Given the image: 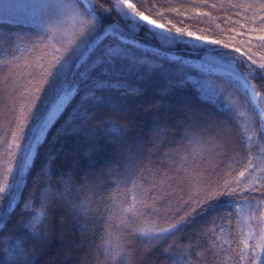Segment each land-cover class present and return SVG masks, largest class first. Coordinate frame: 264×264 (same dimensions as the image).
Here are the masks:
<instances>
[{
    "label": "trees",
    "instance_id": "trees-1",
    "mask_svg": "<svg viewBox=\"0 0 264 264\" xmlns=\"http://www.w3.org/2000/svg\"><path fill=\"white\" fill-rule=\"evenodd\" d=\"M68 2L74 10L49 7ZM128 2L169 28L156 30L167 41L145 22L132 32L120 0H0V20L11 21L0 23V264H264L259 113L235 82L162 55L224 65L240 46L257 69L264 0ZM236 70L264 113V70ZM72 90L23 173L41 122Z\"/></svg>",
    "mask_w": 264,
    "mask_h": 264
},
{
    "label": "snow or ice",
    "instance_id": "snow-or-ice-1",
    "mask_svg": "<svg viewBox=\"0 0 264 264\" xmlns=\"http://www.w3.org/2000/svg\"><path fill=\"white\" fill-rule=\"evenodd\" d=\"M120 3L126 9V11L124 12V16L131 22V25H132L131 31L132 32H135L139 27L142 26L141 22H146V25L149 26V29H150L149 35L150 36L160 35L159 33L156 32L157 29H160L162 32H169V28L164 27L163 24L155 22L154 20L150 19L149 16L145 15L143 12L138 11L136 4L128 2V0H120ZM49 7L71 8L73 10L75 9V6L70 2L58 3L55 5H49ZM91 11L94 12L95 7H93ZM89 14H90L89 10H86V9L83 10V12H82V15H84V16H88ZM94 19H95V17H94ZM5 22L11 23V21L0 20V23H5ZM83 23L87 24L88 21L84 20ZM97 24H99V20H96V23H94L93 25L90 26V30H91V28H95ZM176 33L178 35H184V33H182L179 28L176 29ZM112 35L115 38L116 36H119L121 34L117 31V32L113 33ZM187 36L194 38L195 41H197V42H202V43H205L207 45H219V46L223 47L224 49L229 48V45L227 43H224L221 45V42L219 40L208 39L207 37H202L200 35H196L191 31H189L187 33ZM160 39L162 41H167V37L162 36V35H160ZM257 39L259 41L264 42V35L258 36ZM124 43L132 45L134 47L137 46L136 41L134 39L125 40ZM262 46H264V45H262ZM120 51L121 50L119 48H114L112 50L114 56L119 55ZM151 53L155 56L160 55V53L158 51H156L155 49H152ZM242 57L244 58L243 61H241ZM224 58L228 61V63H226L222 66L224 71H225V74L228 75L232 80L239 83L241 85V87H243L245 89H247L249 87V81L247 79V76H242L241 73L236 70L237 68L240 67L241 63H243L245 65V67L247 68L248 76H253L254 72L257 69L264 70V63L258 64L257 69L251 68L249 65V62L251 65H256L257 64L256 60L253 59L250 55L245 56V52L241 50L240 46H236V47L232 48L230 50V52ZM93 71H94V69L92 68L91 65H88L87 68H83V66H82V71L80 73H78V75L80 76L81 82L84 83L87 79H91ZM96 86L97 87H103V84L99 83ZM117 88L125 95L134 94V90H129L128 88H126V86L123 83L118 84ZM69 95H70V93H66L64 96H61L59 98L58 102L55 104V107L52 109L51 112H49L47 119L41 122L39 134L37 136V140L39 139L40 135H43L45 133V131L50 126V124L56 118L57 114L64 107V105L67 102ZM241 175H243V173H241ZM4 190H5L4 188H0V192H2Z\"/></svg>",
    "mask_w": 264,
    "mask_h": 264
},
{
    "label": "rangeland",
    "instance_id": "rangeland-1",
    "mask_svg": "<svg viewBox=\"0 0 264 264\" xmlns=\"http://www.w3.org/2000/svg\"><path fill=\"white\" fill-rule=\"evenodd\" d=\"M21 3H26V2H35V1H39V2H42V1H45V0H17ZM121 5V8L122 10L125 12L126 9L124 8V6L120 3ZM146 23V22H145ZM117 31H114V30H110L107 32L106 35H109V36H112L114 37L112 34L115 33ZM121 35L119 36H116L115 38H118L119 40L121 41H125V40H130V39H134L136 41V45L140 48H143L144 50H147V51H151L152 47L150 46H147V45H143L141 44L135 37V35L133 34V36H126L125 34L119 32ZM104 35V37L106 36ZM156 50V49H155ZM158 52H160V50H156ZM162 52V51H161ZM162 55L168 57L169 59L171 60H175V61H180L181 64L183 65H186V66H191L195 69H197L198 71H200L202 74L204 75H207V76H217L221 79H225V80H230L232 82H235L238 87L241 89V91L249 98V100L255 105L258 113H259V117H260V120L262 121V131H263V134H264V113L262 111V109L260 108L259 106V103L252 91V89L250 88V86L245 89L243 87H241V85L239 83H237L236 81L232 80L228 75L225 74V71L223 69V63L220 62L219 60H216V59H213V58H210V57H204L202 60L200 59H197L196 56H182L176 52H168V53H163ZM248 89L252 92L253 96H254V99L250 96V94L248 93ZM66 93H70V95L68 96V99H67V102L66 104L64 105V107L61 109V111L57 114L56 118L53 120V122L50 124V126L48 127V129L45 131V133L43 135H40L39 136V139L37 140V136L39 134V129H40V126L39 128L37 129V132H36V135H35V138H34V141L32 142L30 148L28 149V152H27V155H26V159H25V163H24V168H23V173H25L27 171V169L31 166V163H32V160H33V157H34V154H35V151H36V148L37 146L44 140L48 130L51 128V126L55 123V121L61 116V114L64 112V110L66 109V107L69 105V103L71 102V100L74 98L75 94H76V91L75 90H72V91H68V92H65L63 93L61 96H64ZM60 96V97H61ZM59 97V98H60ZM59 98L57 99V101L52 105V107L50 108L49 112L52 111V109L55 107V104L58 102ZM48 112V114H49ZM48 114L46 115L45 119H47V116ZM43 120V121H44ZM53 158V157H52ZM51 158V159H52ZM50 164L48 162V164L46 165V167L44 168L45 170H47L49 168ZM194 174V173H193ZM193 176V175H192ZM191 178V177H190ZM196 176L195 178H193L194 181H196ZM194 185V188H193V194H196V184L193 183ZM15 202L12 204L14 205Z\"/></svg>",
    "mask_w": 264,
    "mask_h": 264
},
{
    "label": "bare ground",
    "instance_id": "bare-ground-1",
    "mask_svg": "<svg viewBox=\"0 0 264 264\" xmlns=\"http://www.w3.org/2000/svg\"><path fill=\"white\" fill-rule=\"evenodd\" d=\"M248 93L250 94V96L254 99V96L252 94V92L248 89Z\"/></svg>",
    "mask_w": 264,
    "mask_h": 264
}]
</instances>
